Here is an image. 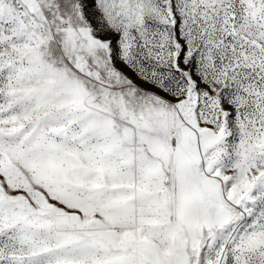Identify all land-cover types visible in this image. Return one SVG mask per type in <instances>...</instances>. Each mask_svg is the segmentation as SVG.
<instances>
[{"label":"snow or ice","instance_id":"snow-or-ice-1","mask_svg":"<svg viewBox=\"0 0 264 264\" xmlns=\"http://www.w3.org/2000/svg\"><path fill=\"white\" fill-rule=\"evenodd\" d=\"M0 264H264V0H0Z\"/></svg>","mask_w":264,"mask_h":264}]
</instances>
